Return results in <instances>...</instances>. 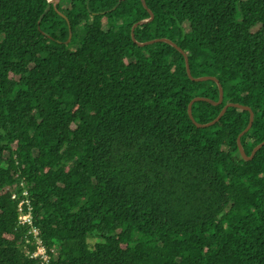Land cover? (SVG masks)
I'll list each match as a JSON object with an SVG mask.
<instances>
[{
	"label": "trees",
	"instance_id": "1",
	"mask_svg": "<svg viewBox=\"0 0 264 264\" xmlns=\"http://www.w3.org/2000/svg\"><path fill=\"white\" fill-rule=\"evenodd\" d=\"M144 1L0 0V264H40L18 225L24 197L50 264H264V146L241 156L243 108L193 122L191 101L220 89L191 79L184 55L224 88L220 104L193 103L195 120L251 107V155L264 0ZM163 37L183 52L139 45Z\"/></svg>",
	"mask_w": 264,
	"mask_h": 264
},
{
	"label": "water",
	"instance_id": "2",
	"mask_svg": "<svg viewBox=\"0 0 264 264\" xmlns=\"http://www.w3.org/2000/svg\"><path fill=\"white\" fill-rule=\"evenodd\" d=\"M50 1L54 2L55 6H56L57 4L60 3V0H50ZM142 2H143V4H144V6L147 7L145 1L142 0ZM149 12H150V14H151V19H152V18L154 17V15H153V13H152L151 10H149ZM70 27H71V26H70ZM72 36H73V33H72V31H70V36H69V39H68L67 42H69V41L71 40ZM132 36L134 37V31H133V35H132ZM154 42H155V41H152V43H154ZM168 43L171 44V45H173V46L176 47L177 49H179L181 52H183V51L181 50V48H179V47L177 46V44H175V43H171L170 41H168ZM139 45L142 46V45H143L142 42H139ZM184 55H185V58H186V68H187V73H188V75L190 76L191 79L196 80V81H204V80H208V79H210V80H214V81H216V82L218 83V85H219V89H220V100H219L218 102L213 101V100L208 99V98H205V97H197V98H194V99L191 101V103H190V105H189V108H188V112H189V115H190L191 119L193 120V122H195V123L197 124V126H210V125L214 124L216 121H218V120H219V119H220V118L226 113V111H227V109H228L229 107H240V108H243V109L249 111V112H250V120H249L248 126H247V127L245 128V130H243V131L239 134V136H238V146H239L240 154H241V156H242L243 158H245L246 160H248V159H253L254 156L256 155V153H257V152H258V151L264 146V141H263L262 143L258 144V145L252 150L251 155L248 156V155L246 154L245 149H244V146H243V144H242V137H243V135H244L245 133H247V132L250 130V128H251L252 125H253L254 118H255V114H254L252 108L249 107V106H245V105H242V104H238V103H229V104H227V105L222 109V111L220 112L219 116H218L215 120H213L212 122H209V123H206V124L198 123V122L195 120L194 115H193V111H192V105H193V103H194L195 101H199V100H206V101L211 102L212 104H220V103L223 101V99H224V88H223L222 84L220 83V81H219L216 77H214V76H201V77H194V76L192 75V72H191V69H190V64H189V60H188L187 54L184 53Z\"/></svg>",
	"mask_w": 264,
	"mask_h": 264
},
{
	"label": "built area",
	"instance_id": "3",
	"mask_svg": "<svg viewBox=\"0 0 264 264\" xmlns=\"http://www.w3.org/2000/svg\"><path fill=\"white\" fill-rule=\"evenodd\" d=\"M13 193V199L18 198V194L15 190ZM24 195L27 196V191L24 192ZM25 206H27L28 212H25ZM20 215L18 219V225L20 228L22 227H29L28 235H33L34 240H31L26 236L25 239V246L24 250L25 252L31 257L36 258L40 260V264H50V255L48 254L47 248L40 237L41 233L40 230L34 225V217L32 214V205L30 199L27 197H24L20 200V203L18 204ZM29 245H34L35 249L31 250L29 248ZM54 252V250H52ZM42 252H45L44 256L42 255ZM55 254H57L55 252Z\"/></svg>",
	"mask_w": 264,
	"mask_h": 264
},
{
	"label": "rangeland",
	"instance_id": "4",
	"mask_svg": "<svg viewBox=\"0 0 264 264\" xmlns=\"http://www.w3.org/2000/svg\"><path fill=\"white\" fill-rule=\"evenodd\" d=\"M119 2H120V0H118ZM71 4H72V0H60V8H61V10H67V9H69V8H71ZM109 19V17L108 16H106V18H104V21H107L108 19ZM151 14H150V17L149 18H147V19H143V20H140V21H138L137 23H135L134 24V26L132 27V35H133V31H134V34H135V31H136V28L139 26V25H142V24H148L149 22H151ZM183 27L186 29V30H189V28H188V24L187 23H185L184 25H183ZM141 28H143V25H142V27ZM152 41H155L154 43H152ZM168 41H170L171 43H174L171 39H169V38H155V39H149V40H147V41H143L142 42V46H144V47H148V48H146V50L148 51L151 47H152V45H154V44H156L157 42H166V43H168ZM176 44V43H175ZM73 127H76V124H74L73 125ZM16 188H15V186H13V187H9L8 188V190H15ZM45 255V252H42V255L41 256H44Z\"/></svg>",
	"mask_w": 264,
	"mask_h": 264
}]
</instances>
